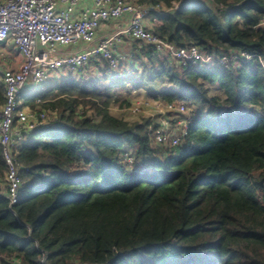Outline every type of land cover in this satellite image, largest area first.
Returning a JSON list of instances; mask_svg holds the SVG:
<instances>
[{
  "label": "trees",
  "instance_id": "trees-1",
  "mask_svg": "<svg viewBox=\"0 0 264 264\" xmlns=\"http://www.w3.org/2000/svg\"><path fill=\"white\" fill-rule=\"evenodd\" d=\"M141 1L180 4L147 16L178 48L264 59V0ZM140 56L128 76L113 79L101 62L94 77L88 67L25 99L60 117L29 132L14 156L24 184L11 207L0 192V264H264V67L256 58L183 68L150 45ZM156 83V99L194 114L167 156L151 145L148 122L112 112L116 94ZM5 91L0 81V107ZM130 153L138 170L123 162ZM7 170L0 144L1 178Z\"/></svg>",
  "mask_w": 264,
  "mask_h": 264
},
{
  "label": "built area",
  "instance_id": "built-area-1",
  "mask_svg": "<svg viewBox=\"0 0 264 264\" xmlns=\"http://www.w3.org/2000/svg\"><path fill=\"white\" fill-rule=\"evenodd\" d=\"M179 5L174 2L169 8L154 7L141 0H0V81L6 89V101L0 107V144L8 167L5 196L10 207L17 204L24 184L19 174L23 167L14 156L29 132L48 124L46 112L37 113L22 106L21 98L30 81L43 85L56 77L60 79L61 74L67 78L92 65L100 67L101 62L116 72L135 58V53L117 50L127 39L155 47L159 54L183 68L199 63L240 67L256 58L264 67V59L248 52L216 55L205 54L195 45L178 48L148 28L149 13H173ZM124 18H128V23L118 25L116 32L100 34ZM12 45L20 58L8 50ZM80 47L82 50L76 54L67 51ZM176 110L181 115L180 124L186 125L179 136L171 137V146L182 144L192 121L188 120L190 114L184 103ZM163 131H155L160 144L168 142ZM131 163L127 164L133 167L135 160ZM42 264H46L44 258Z\"/></svg>",
  "mask_w": 264,
  "mask_h": 264
},
{
  "label": "rangeland",
  "instance_id": "rangeland-1",
  "mask_svg": "<svg viewBox=\"0 0 264 264\" xmlns=\"http://www.w3.org/2000/svg\"><path fill=\"white\" fill-rule=\"evenodd\" d=\"M1 65V63H0ZM97 66H91V69L87 70L85 75L89 72L90 75L95 76V74H98L101 71H97ZM129 71L134 67H129ZM136 69L140 68V64L135 66ZM126 71V70H124ZM123 71V72H124ZM98 72V73H97ZM129 73V72H128ZM128 73H125V76H128ZM69 74V73H68ZM122 71L118 73H112L111 77L114 79L115 76L123 75ZM0 75H1V66H0ZM66 78V74H61L60 79L57 77L54 78L55 81L58 82H64ZM161 83L151 84L149 90H141L137 92H133L132 95H127L125 93L116 94V97L119 99L118 102L114 103L112 112L121 117L124 121L128 122L129 124H137L142 123L144 121L148 122V131L152 132V140L151 145H153L156 148H162L165 151L161 153L162 156H167L170 154V152H166L168 147L170 146V140L171 137L180 135L182 133L181 128H185V123H182L180 120L181 115L176 110V107H173L172 105H168L164 103L161 99H155L151 94L157 93L159 90ZM42 88V85L34 84L33 82H29L24 90V95L22 97V106L25 105V99L30 98L33 96V94L39 92ZM207 89H209V93L212 96L219 97L221 99L225 98V93L220 91L217 86L214 85H207ZM195 110H193L194 112ZM197 112V111H196ZM191 111H189V114ZM90 114V113H89ZM48 123L53 122L55 120H58L60 117V114L57 113H46ZM193 115L191 113L190 117H188V120H191L193 118ZM162 130L165 134V136L168 138V142L164 144H160L158 140L156 139V130ZM132 152V151H130ZM123 162H125L126 168L128 170H138L140 167L139 164L141 162H136L133 167H130L127 163L132 164V160L135 159V157L130 153L126 154V156H123ZM7 191V182L5 178L0 177V192L6 195Z\"/></svg>",
  "mask_w": 264,
  "mask_h": 264
},
{
  "label": "crops",
  "instance_id": "crops-1",
  "mask_svg": "<svg viewBox=\"0 0 264 264\" xmlns=\"http://www.w3.org/2000/svg\"><path fill=\"white\" fill-rule=\"evenodd\" d=\"M128 21H129L128 18H124L119 22H115L112 25H109V27H106L105 30L102 31L100 34L107 35L110 33H114L117 31L118 25L124 26V24L128 23ZM154 23H155L154 19L151 17H148L147 25L150 28H153ZM135 42H136L135 40L127 39V41H124V43L119 48H117L118 52H121V53H133V54L135 53V58L133 59V61L131 63L124 65L123 67L119 68L116 71V73H118L120 71H122V73H125L124 70L129 71V69H130L129 67L135 68V66H137L139 64L138 59H139V57H142V56H140L141 52H142V48H145L146 46L149 47V45L144 43V42H141L138 45H136ZM9 49H10V51L13 52V54H15L16 56H19V58H20L19 53L17 52L16 48L13 45H12V48L10 46H8V50ZM81 50L82 49L80 47V50L79 49L78 50L68 49L67 51H69V53L76 54V53L80 52ZM92 66H96V65H92ZM97 69H98V66H97Z\"/></svg>",
  "mask_w": 264,
  "mask_h": 264
},
{
  "label": "clouds",
  "instance_id": "clouds-1",
  "mask_svg": "<svg viewBox=\"0 0 264 264\" xmlns=\"http://www.w3.org/2000/svg\"><path fill=\"white\" fill-rule=\"evenodd\" d=\"M151 96H153V97L156 99V97L154 96L153 93L151 94ZM182 104H183V103H182ZM184 104H185V103H184ZM170 105H171V104H170ZM180 105H181V104H180ZM180 105H173V106H177V107H178V106H180ZM185 105H186V104H185ZM192 120H193V118H192ZM191 123H192V121H191ZM191 123H190V124H191ZM134 160H135V163L138 162L136 159H134ZM139 165H140V164H139Z\"/></svg>",
  "mask_w": 264,
  "mask_h": 264
}]
</instances>
